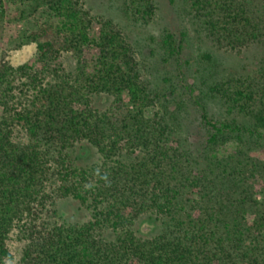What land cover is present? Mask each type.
<instances>
[{"label": "trees", "instance_id": "1", "mask_svg": "<svg viewBox=\"0 0 264 264\" xmlns=\"http://www.w3.org/2000/svg\"><path fill=\"white\" fill-rule=\"evenodd\" d=\"M128 1L131 14L153 15L152 0ZM190 1L216 47L263 50L252 73L192 95L204 129L197 141L183 124V102L152 94L114 22L83 0H0V9H48L26 36L34 59L16 67L0 60V264L12 258L13 229L25 240L19 264H264V0ZM93 22L100 27L91 37ZM162 44L170 55L182 47L169 32ZM90 46L98 53L85 60ZM211 101L229 118L211 116ZM90 148L96 160L88 163ZM65 198L89 218L60 222L56 204ZM143 218L155 225L148 235Z\"/></svg>", "mask_w": 264, "mask_h": 264}, {"label": "rangeland", "instance_id": "2", "mask_svg": "<svg viewBox=\"0 0 264 264\" xmlns=\"http://www.w3.org/2000/svg\"><path fill=\"white\" fill-rule=\"evenodd\" d=\"M154 12L149 20L131 14L126 8L128 0H83L85 8L92 15L114 22L129 39L142 79L147 83L152 94L164 93L169 98L181 100L183 124L192 132L190 141H197L204 133L200 124L199 107L192 101V95L202 96L207 85L229 77L252 73L258 65L263 50L259 46L242 49L239 53L218 48L208 37L205 18L198 14L190 0H152ZM19 2H5L0 9V60L8 61L16 67L34 59L35 44L28 42L26 36L36 29L39 23L48 17V9L41 6L36 11L25 9ZM99 24L93 22L90 36L96 35ZM169 32L176 41H181L179 52L170 55L163 47L162 39ZM98 53L95 46L84 49L83 58L90 60ZM204 53L212 54V61L207 60ZM64 66L73 69L76 57L73 54L64 55ZM21 81V80H20ZM20 81L17 77L16 87ZM194 88L192 94L188 88ZM15 93L19 94L18 88ZM24 100V98H21ZM161 99L145 109V115L152 117L160 111ZM110 103L108 96H103L97 105L104 109ZM174 105H172L173 107ZM208 111L213 117L224 118L225 115L217 104L208 103ZM2 108L0 107V115ZM229 118V117H228ZM17 140L24 141L25 133L17 126L14 129ZM86 162L96 160L94 149L90 148ZM82 160V159H81ZM260 180H256L259 189ZM77 200L72 198L60 199L56 208L62 213L60 222H82L89 218L88 211ZM153 221L143 218L138 224L140 229L148 235L155 229ZM151 231V233H152ZM25 240L22 234L13 229L7 240L12 258L6 264H19Z\"/></svg>", "mask_w": 264, "mask_h": 264}, {"label": "clouds", "instance_id": "3", "mask_svg": "<svg viewBox=\"0 0 264 264\" xmlns=\"http://www.w3.org/2000/svg\"><path fill=\"white\" fill-rule=\"evenodd\" d=\"M102 179H107V175L105 174L104 176L101 177Z\"/></svg>", "mask_w": 264, "mask_h": 264}]
</instances>
